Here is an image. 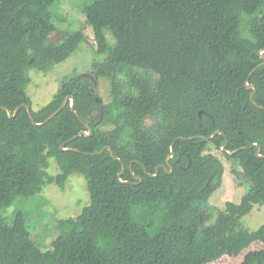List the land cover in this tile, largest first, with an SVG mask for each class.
I'll return each mask as SVG.
<instances>
[{"label": "trees", "instance_id": "16d2710c", "mask_svg": "<svg viewBox=\"0 0 264 264\" xmlns=\"http://www.w3.org/2000/svg\"><path fill=\"white\" fill-rule=\"evenodd\" d=\"M56 1L0 0V264L219 258L207 227L223 164L209 144L238 167L233 173L246 184L240 208L264 207V0H79L96 45L93 77L65 75L52 98L33 109L29 70L47 72L84 38L66 27L60 40L48 41L58 27L43 10ZM93 78L107 81L106 102L96 101ZM67 95L75 113L68 103L44 122ZM23 103L32 119L25 106L14 117L1 107L13 112ZM81 131L88 134L77 136ZM49 158L58 173L46 171ZM73 173L84 177L90 205L58 221L66 230L49 248L32 238L21 208L10 220L3 216L17 197H33L46 183L63 188ZM254 241L261 248L239 264H264V223L232 226L226 252L236 255Z\"/></svg>", "mask_w": 264, "mask_h": 264}, {"label": "rangeland", "instance_id": "374dc122", "mask_svg": "<svg viewBox=\"0 0 264 264\" xmlns=\"http://www.w3.org/2000/svg\"><path fill=\"white\" fill-rule=\"evenodd\" d=\"M79 0H58L50 8L43 10L45 16L50 17L57 29L48 36L49 42H56L62 38L63 29L79 28L84 38L77 44L71 55L62 62L51 67L47 72L31 68V81L26 86V94L31 99V107L38 109L45 105L59 88L65 75L88 73L93 77L92 62L96 45L93 40L91 27L85 22L79 10ZM99 56L98 59H101ZM97 93L102 101L109 99L107 81L93 78ZM150 120H146L148 124ZM208 151L216 154L223 164V175L220 184L213 190L209 198L212 209L208 222L207 233L214 244L220 249V257L202 264H239L248 252L261 248L262 243L254 241L243 248L238 254L230 256L226 252V236L232 226L240 224L244 228L254 230L264 223L263 206L255 204L249 211L240 208V198L246 190V184L234 175L233 168L237 165L227 159L223 153L211 144ZM46 171L49 174L59 172L54 158L48 159ZM90 205L86 181L83 176L73 173L65 182L63 188L56 183H46L40 193L30 198L17 197L14 203L6 208L2 214L11 219L13 209L21 208L26 215V223L32 238L42 244L43 249L50 247L51 240L66 229L56 227L59 220L75 217L83 208Z\"/></svg>", "mask_w": 264, "mask_h": 264}, {"label": "water", "instance_id": "95a60500", "mask_svg": "<svg viewBox=\"0 0 264 264\" xmlns=\"http://www.w3.org/2000/svg\"><path fill=\"white\" fill-rule=\"evenodd\" d=\"M262 51H264V48L263 49H261L260 51H259V54L261 55V56H263L261 53H262ZM253 70L254 69H252V71H250V73H249V75H248V77L251 75V73L253 72ZM247 86H249V87H252L253 88V85H248L247 84ZM94 87H95V81H94ZM93 87V88H94ZM92 88V89H93ZM254 92V91H253ZM253 92L250 94V100L252 101V103L254 104V105H256V103L252 100V95H253ZM99 100V97H96V101H98ZM69 103V105H70V107H71V110L75 113V110H74V98H73V96H71V95H67V96H65V98H64V100H63V102L61 103V105L53 112V113H51L46 119H45V121L44 122H47L49 119H51L53 116H55L62 108H64L67 104ZM22 106H25L26 108H27V111H28V114H29V116H30V118L32 119V114H31V108H30V105L29 104H26V103H23V104H21V105H18L14 110H13V112H11V110L9 109V108H7V107H5V106H1L2 108H4L6 111H7V114H8V116L9 117H14L15 115H16V113H17V111L22 107ZM258 106V105H257ZM259 108H263L264 109V106H258ZM200 113V112H199ZM33 121V120H32ZM33 124H35V125H38V124H41V123H37V122H34L33 121ZM84 126L86 127V128H88V126L86 125V124H84ZM88 134V132L86 133V132H84V131H81L80 133H78L77 134V136L78 135H80V134ZM220 133V131H215L212 135H210L209 137H204L205 139H207V140H211L216 134H219ZM72 138H74V137H72ZM252 146H256V144L254 143ZM108 148V147H107ZM225 148H226V140H225V143H224V145L221 147V150H225ZM244 148H246L245 146H241V147H239V148H237V149H235L234 151H229V152H227L229 155H232V154H234V153H236L237 151H239V150H241V149H244ZM60 149L61 150H64V149H67V148H65L64 146H63V144L62 145H60ZM109 150H110V153L111 154H113V151L109 148ZM172 151H173V144H171V146H170V154L166 157V162L168 163V158L172 155ZM261 148L260 147H258L257 148V150H256V155L257 156H259V157H261V156H263L261 153ZM116 158V157H115ZM116 159H118V158H116ZM124 164L122 163V168H121V171H120V173H118V177L121 175V173H123L124 172ZM158 168H159V166H157L156 167V169H155V173L154 174H151V176H155L157 173H158ZM170 171H171V169H170ZM142 180V178H139V181H141Z\"/></svg>", "mask_w": 264, "mask_h": 264}]
</instances>
